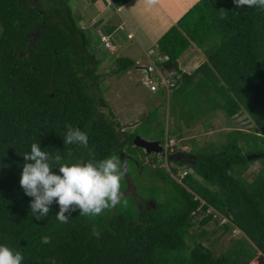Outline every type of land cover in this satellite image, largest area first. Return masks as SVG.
<instances>
[{"label":"trees","instance_id":"trees-1","mask_svg":"<svg viewBox=\"0 0 264 264\" xmlns=\"http://www.w3.org/2000/svg\"><path fill=\"white\" fill-rule=\"evenodd\" d=\"M25 1L0 0V243L21 251L23 264H250L264 255V11L233 0H201L158 43L163 63L176 71L171 97L195 106L194 121L217 112L231 119L246 114L252 130L229 132L221 150L171 154L169 163L191 171L181 180L173 177L178 169L161 175L162 183L174 184L173 201L141 209L125 185L127 207L96 216L66 212L69 220L62 223L55 202L47 217H34V197L20 187L31 144L59 156L58 163L111 156L123 161L133 160L127 150L140 135L119 131L117 119L98 114L99 99L106 101L93 87L99 61L82 16L67 0H41L31 8ZM89 1L119 10L133 0ZM193 46L206 61L187 74L179 61ZM117 61L118 73L137 66L131 59ZM151 118L146 120L153 126ZM69 126L87 133V146L64 142ZM180 155L193 159L179 161ZM256 164L260 168L252 171ZM53 172L59 174L58 167ZM217 218L228 219L220 232L242 234L221 256L206 246L212 240L206 227Z\"/></svg>","mask_w":264,"mask_h":264},{"label":"rangeland","instance_id":"rangeland-1","mask_svg":"<svg viewBox=\"0 0 264 264\" xmlns=\"http://www.w3.org/2000/svg\"><path fill=\"white\" fill-rule=\"evenodd\" d=\"M160 1L167 2L169 0ZM67 2L75 12L82 16L83 29L92 35V44L95 47L94 55L99 61L95 65L97 67L96 76L99 79L98 81L92 80L93 87H98V90L95 89L97 95L103 96L106 101L104 102L102 97L99 99L98 114L104 118L117 119L116 124L120 125L119 131L129 133L137 131L144 139L160 138L165 144L174 138L178 143L174 154H180V151L193 153L211 147L221 150L227 144L229 132L252 130L253 123L246 114H240L231 119L224 113L217 112L196 122L191 115L198 113V110H193L195 106L184 107L185 105L180 104L183 98L174 97V95L171 97L173 90L170 87V78L173 74H170L174 67L171 66V70L163 72L164 69L155 68V63L160 58L158 43L168 32L164 26L170 29L179 21L171 23L165 20L164 14L160 11L162 9H159V4L158 8L154 3L149 4L138 0L124 12L122 10L118 12L113 7L104 9V4L101 2L92 3L89 0H67ZM199 2L200 0H191L187 5L191 4L192 9ZM24 4L31 8V6L41 5V0H26ZM127 10L131 11L130 15L125 13ZM175 14L178 15V13ZM122 16L126 19L128 27L118 28L122 23ZM116 28L118 29L116 30ZM112 30H116L112 36L113 49L108 45L109 41L106 38L105 43L102 41V36H108ZM129 33H132L135 38L129 39ZM1 34L2 27L0 25V37ZM161 34L163 36L159 37ZM118 59H131L138 64L129 72L118 73ZM205 61L202 51L193 46L180 59V69L187 74H192ZM150 67L152 70L148 72ZM149 75L152 78H149ZM165 76L169 78V87L164 83L163 77ZM165 80L167 81V79ZM150 81L159 86L157 93L151 92L148 86ZM111 112L114 114L113 116H111ZM150 116L155 121L153 126L146 120ZM151 133L153 135H150ZM162 135H164L163 139ZM147 136H150V139ZM127 152H129L130 158L133 157V160H128V172L137 187L138 194L154 202L155 206L156 203L162 205L173 201L176 197L174 184L165 185L162 183L161 175L171 173L172 169H178L182 173L184 169L191 172L189 168L178 166L174 160L169 163L160 155L147 154L144 149L137 147L134 141L131 150H127ZM134 157H138L141 163ZM259 168L260 164H256L252 171H257ZM249 178L252 179V176ZM125 185L127 186L126 173L121 180V187L125 188ZM199 221L197 220L195 223L197 226ZM223 221L221 218L214 219L206 227L212 239L206 246L216 256H221L242 238L240 233L235 235L220 232L219 227H223ZM215 231L216 235H214Z\"/></svg>","mask_w":264,"mask_h":264},{"label":"clouds","instance_id":"clouds-1","mask_svg":"<svg viewBox=\"0 0 264 264\" xmlns=\"http://www.w3.org/2000/svg\"><path fill=\"white\" fill-rule=\"evenodd\" d=\"M233 3L237 7L247 5L248 8L264 11V0H233ZM64 142L87 146L88 135L80 128L69 126ZM163 146L165 149V143ZM170 154L174 153L166 152L167 157ZM23 159L19 184L26 196L34 197L30 201V210L38 219L48 216L49 206L54 202L59 205L56 219L62 223L68 222L71 212L77 210L82 215L96 216L104 209L117 205L127 207L128 202L123 199L124 194L121 191V180L126 169L123 161L116 156L106 157L97 162L58 163L59 156L53 157L49 152L42 150L40 143L36 142L31 144L29 152L23 154ZM53 160L58 166H54ZM57 167L59 174L53 172ZM66 212L69 216H65ZM223 219L226 218L221 220ZM238 233L241 234L235 229L232 234ZM42 242L48 243L49 238L42 237ZM24 260L21 251L0 243V264H23ZM50 264H55V261H51Z\"/></svg>","mask_w":264,"mask_h":264},{"label":"crops","instance_id":"crops-1","mask_svg":"<svg viewBox=\"0 0 264 264\" xmlns=\"http://www.w3.org/2000/svg\"><path fill=\"white\" fill-rule=\"evenodd\" d=\"M137 1L138 0L131 1L129 4H127L123 8L119 9L118 12H121V10H122V12H124L125 9L129 8V6H132ZM140 1H142L144 3L147 2L149 4L150 3H154V4L157 5V7H158V4H159L160 8L159 7L158 8L159 9H162L160 11L164 14L165 20H167L168 22L170 21L171 23H174V22L179 21V19H181L182 17H184V15H186L191 10V7H192L191 4L189 6L187 5L188 2L191 1V0H169L167 2H161L160 0H140ZM101 3L104 4L103 5L104 6V9H108L109 7H111V5L109 3L108 4H106L105 2H101ZM125 13L128 14V15H130L131 14V11L127 10V11H125ZM175 13H178V15L175 14ZM124 26H127L128 27V25H126V19L122 16V23L120 24V26L118 28H123ZM118 28H116V30ZM164 28H165L166 32L171 29V28L170 29L167 28L166 26H164ZM128 29H130V28H128ZM116 30H112L108 34V36H102L103 38H106L107 41H109V45L111 46L112 49L114 48L112 46V36L115 34ZM162 36L163 35L161 34L159 37H162ZM128 38L129 39H134L135 37H134V35L132 33H129ZM160 58H161V60H160ZM160 58H159V61L155 63V68L158 69V70L159 69H164L163 72L164 71H167L168 72L169 69L171 70V68H170L171 66L170 65H166V64L163 63V62H165L167 60V58H162L161 56H160ZM161 62H162V64L159 65V63H161ZM137 64H138V62H137ZM150 70H152L151 67H150V69H149L148 72H150ZM172 71H171V74L170 75H172V74H174L176 72L175 69L172 70ZM149 77L152 78L151 75H149ZM166 77H168V76L163 77L164 80L165 79H169V78H166ZM134 128H135V126H134ZM172 139H174V138H172Z\"/></svg>","mask_w":264,"mask_h":264},{"label":"flooded vegetation","instance_id":"flooded-vegetation-1","mask_svg":"<svg viewBox=\"0 0 264 264\" xmlns=\"http://www.w3.org/2000/svg\"><path fill=\"white\" fill-rule=\"evenodd\" d=\"M150 141H152V140H150ZM159 142H161L162 145L164 144V141H162V140H160ZM169 157L171 158V154L168 155L167 159H169ZM127 158H128V156L123 157V164H124V167L126 169V172H125L126 173V183H127L126 190H125L126 195L135 197L136 201L138 203V206L141 209H147V208L152 207V206L154 208H156V206L154 205V202H152L151 200H148L144 197H139L136 195L137 187L135 186V184L131 180L130 173L128 172V161H127L128 159ZM192 159H193V157H186V156H181V155L178 156V158H177V160H179V161H188V162L189 161L191 162Z\"/></svg>","mask_w":264,"mask_h":264},{"label":"built area","instance_id":"built-area-1","mask_svg":"<svg viewBox=\"0 0 264 264\" xmlns=\"http://www.w3.org/2000/svg\"><path fill=\"white\" fill-rule=\"evenodd\" d=\"M105 40L106 39L103 38V41H105ZM164 83H165L166 86L169 87V84L170 83H169V80L168 79H167V81L164 80ZM148 86L150 87V90H151L152 93H157L159 91V86L156 85V84H154L152 81H150L148 83ZM177 145H178V143H177V141L175 139H170L169 142L167 141V143L165 144V150H166V152L167 153H174V150H175V148H176ZM188 174H189L188 171H184L183 173L182 172H179L178 175H177L178 178H176V179H180L181 180V179L185 178ZM211 212H212V209H210V211L208 213L211 214ZM227 222H228V220L225 219L223 221V223H224L223 225H225ZM251 264H264V256L260 253L258 255V258H256Z\"/></svg>","mask_w":264,"mask_h":264},{"label":"water","instance_id":"water-1","mask_svg":"<svg viewBox=\"0 0 264 264\" xmlns=\"http://www.w3.org/2000/svg\"><path fill=\"white\" fill-rule=\"evenodd\" d=\"M134 144L137 147L144 149L147 152V154H156L162 157H167L164 146L159 141H150L140 136H137L134 139ZM254 157L255 156L249 157V159H252Z\"/></svg>","mask_w":264,"mask_h":264}]
</instances>
